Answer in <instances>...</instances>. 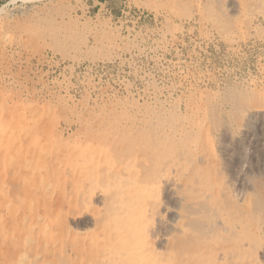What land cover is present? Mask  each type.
Segmentation results:
<instances>
[{"label":"rangeland","instance_id":"obj_1","mask_svg":"<svg viewBox=\"0 0 264 264\" xmlns=\"http://www.w3.org/2000/svg\"><path fill=\"white\" fill-rule=\"evenodd\" d=\"M256 106L264 109V0H0V264H97L71 243L75 232L84 242L100 232L93 210L105 195L85 191L73 207L62 168L97 148L95 136L124 138L118 151L138 150L146 174L164 141L156 131L172 130L164 124L190 133L206 112L241 122ZM262 122L249 155L264 147Z\"/></svg>","mask_w":264,"mask_h":264},{"label":"bare ground","instance_id":"obj_2","mask_svg":"<svg viewBox=\"0 0 264 264\" xmlns=\"http://www.w3.org/2000/svg\"><path fill=\"white\" fill-rule=\"evenodd\" d=\"M257 106L248 108L241 122L228 119L224 111L222 115L218 113V117L208 112L203 113L204 115L200 113L204 118H196L189 123L192 125V131H188L190 133L185 131L186 125L171 127L164 124L172 130L162 132L160 128L156 131L162 133L160 137L164 141L154 140L152 156L155 162L151 171L146 174L142 171L143 168L137 166L143 160L138 150L131 153L128 150L131 145L127 144L130 154L124 156L122 152L121 155L119 145L126 140L119 138L118 141L113 135H105L104 142L100 138L101 132V136L93 138L97 148L92 146L89 153L81 152L76 154L77 157L75 154L72 158L67 156L62 163L63 177L65 185L71 184L72 192L69 195L65 191L66 200L77 208V200L84 197L85 191L93 194L98 188L105 195L103 209L96 207L93 210V218L100 232L91 235L88 242H84L80 232H75V239L71 243L75 256L81 258V249L88 246L97 264H100L101 257L107 264H264V179L261 175L264 172V147H256L255 155H249L247 148L245 150V143L256 127L254 124L258 119H264V109ZM126 125L125 123V127ZM129 128H126L127 132H134L132 127ZM14 130L8 132L13 133ZM139 134L142 141L138 140L142 144L145 139L141 136L144 135ZM113 137L114 142H119L115 146L114 142L111 144ZM144 137L147 139L146 135ZM131 138L133 141L134 137H130V140ZM87 139L83 145L87 141L88 143L84 146L92 142ZM13 141L9 139L12 145ZM147 144L149 145L148 142ZM132 147L135 149L136 145L133 144ZM13 156L14 154L10 160H16ZM218 157L223 161L222 164L217 161ZM247 158L253 165L252 175L251 169L247 170L248 174L242 171L244 168L241 165L245 166L243 163ZM145 162L149 164L146 158ZM140 166L143 164L140 163ZM159 191L161 195L158 197ZM43 193L45 194L44 191ZM69 234L71 235V231ZM50 245L52 244L48 245L49 249Z\"/></svg>","mask_w":264,"mask_h":264}]
</instances>
